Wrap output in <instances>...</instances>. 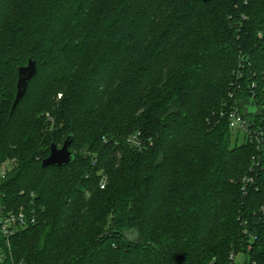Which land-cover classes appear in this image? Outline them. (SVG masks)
I'll return each mask as SVG.
<instances>
[{
    "label": "trees",
    "instance_id": "obj_1",
    "mask_svg": "<svg viewBox=\"0 0 264 264\" xmlns=\"http://www.w3.org/2000/svg\"><path fill=\"white\" fill-rule=\"evenodd\" d=\"M234 107L264 138V0H0V212L35 216L2 264H264V142Z\"/></svg>",
    "mask_w": 264,
    "mask_h": 264
},
{
    "label": "built area",
    "instance_id": "obj_2",
    "mask_svg": "<svg viewBox=\"0 0 264 264\" xmlns=\"http://www.w3.org/2000/svg\"><path fill=\"white\" fill-rule=\"evenodd\" d=\"M228 122L229 127L233 131H238L247 134L250 138H254L258 144V146L264 142V138L261 137L263 134L261 131H256L255 129L252 130L250 128L251 122L246 120L242 117L240 111L237 108H232L228 112ZM127 141L133 145V146H140L141 140L139 139V134H131L128 136ZM6 172V164L1 163L0 164V179L4 176ZM251 180V178L248 179V181ZM106 182V179L103 177L101 180V187H104V184ZM264 210V207L262 208ZM35 222V216L33 214H27L24 210L20 209L17 211H10L6 214H1L0 212V233L3 237H5V240L8 244V238L10 235H12L16 230L23 228L27 226L28 224H32ZM246 229L244 230V233H246ZM233 257V256H231ZM4 259V254L0 250V264H2V261Z\"/></svg>",
    "mask_w": 264,
    "mask_h": 264
},
{
    "label": "water",
    "instance_id": "obj_3",
    "mask_svg": "<svg viewBox=\"0 0 264 264\" xmlns=\"http://www.w3.org/2000/svg\"><path fill=\"white\" fill-rule=\"evenodd\" d=\"M203 2L209 0H201ZM35 61L30 57L27 64L20 66L17 73V82H16V94L12 104V109L15 108L21 97L23 96L28 82L31 80L33 75L36 73ZM71 138H66L64 142L58 146L54 143L50 146L49 155L42 160L43 166L48 165H64L68 164L73 160V154L69 149Z\"/></svg>",
    "mask_w": 264,
    "mask_h": 264
},
{
    "label": "rangeland",
    "instance_id": "obj_4",
    "mask_svg": "<svg viewBox=\"0 0 264 264\" xmlns=\"http://www.w3.org/2000/svg\"><path fill=\"white\" fill-rule=\"evenodd\" d=\"M235 133H236V131H235ZM238 137H239V142H241L243 140V134L240 132L238 134ZM244 260H247L246 256L244 254H242V253H239L235 257L234 261L236 262V264H242V263H239V262L244 261Z\"/></svg>",
    "mask_w": 264,
    "mask_h": 264
}]
</instances>
